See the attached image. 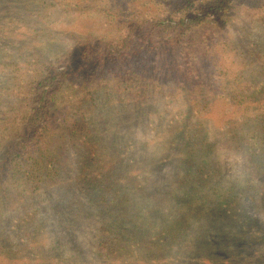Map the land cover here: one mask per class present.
Masks as SVG:
<instances>
[{"label": "trees", "instance_id": "1", "mask_svg": "<svg viewBox=\"0 0 264 264\" xmlns=\"http://www.w3.org/2000/svg\"><path fill=\"white\" fill-rule=\"evenodd\" d=\"M76 1L22 0L32 8L26 26L35 30L49 7L86 11L80 5L85 2ZM105 1L98 21L84 20L92 32L81 21L83 33L75 35L71 47L46 57L34 45L19 42L0 54V223L3 209L19 210L35 233L43 225L53 226L61 244L74 236L71 207L93 208L104 222L97 227L96 253L141 258L146 244L136 221L144 207L126 201L134 193L148 195L150 190L145 194L137 180H147L154 167L171 163L176 173L169 179L179 188L163 192L162 203L171 209L180 205L181 212L171 215V225L163 231V236L171 235L154 238L153 245L171 250V242L191 227L194 241L180 257L206 252L207 258H216L223 248L237 257L229 244L244 237L263 245L264 232L253 237L237 207L248 198L264 214V184L256 182L264 176V43L241 41L238 49L225 32L239 20L264 31V0ZM182 89L194 123L184 116L161 126L165 109L158 108L154 116L163 131L133 144L130 129L116 131L97 113L99 101L107 100L117 109L120 121L115 124L128 119V127H137L144 118L146 128L152 118L142 115L146 105L154 107V96ZM212 113L220 136L210 137L199 119L209 121ZM221 136L240 154L248 176L209 198L199 191L211 189L208 183L217 176L209 158ZM156 140L150 153L145 148ZM202 176L207 181L199 182ZM81 191L92 198L81 199ZM148 206L158 208L154 202ZM210 232L219 243H213ZM0 240V255H6L7 238ZM5 259L0 264H12Z\"/></svg>", "mask_w": 264, "mask_h": 264}, {"label": "rangeland", "instance_id": "2", "mask_svg": "<svg viewBox=\"0 0 264 264\" xmlns=\"http://www.w3.org/2000/svg\"><path fill=\"white\" fill-rule=\"evenodd\" d=\"M91 1L93 2L94 0H83L85 3L80 5L85 4L87 9L81 13L76 11L72 6L69 9L71 8L74 11L65 12L64 8H67L68 5L61 8H46L47 14L46 16L44 15L45 19L43 23L35 25V30H30L26 25L29 23L28 14L32 11V8H25L22 5V0H0V54L7 49L14 48L19 42H27L34 45L33 47L37 50L39 49V52L46 57H51L56 52H61L71 47L75 35L83 33V27H81L83 25L79 24L81 21L86 23L84 25L90 29V23L87 24L84 20L91 18L93 21H98L102 17L99 9L104 8L103 4L106 1L99 0L96 3H92L93 6L90 4ZM97 5H99V8L96 7ZM90 22L93 23L92 21ZM227 28L225 36L236 41L238 49L241 47V41L245 45L255 42L256 45L258 42L264 43V31L254 23L239 20ZM9 42H11L10 45ZM1 75L2 72L0 71V80ZM154 97L157 100L154 107L146 105L143 111L142 117L148 114V117L151 115L150 118H152L146 128L144 127V118H142L141 124L137 125V127L133 125L128 127V119V121H122L121 125L119 123L115 124L120 121L118 120L119 117L115 116L117 109H115L114 103L107 100L99 101L102 105H99L97 113L99 116L107 117L111 126H113L112 128L116 131L121 132L125 129H130L131 136H134L130 144L157 136L163 131V127H161L160 131L158 130L159 118L154 116L158 112V108L165 109V112H162L160 115L163 118L161 126L164 125L166 127L170 119H181L184 116V121L190 118L189 124L194 123L195 119H191V115L195 114L190 113L188 97L183 89L171 96L159 93ZM209 116H211L209 121H206L204 117H199V119L205 121L204 124L207 127L208 135L213 137V135H217L216 129L212 126L213 113ZM108 127L110 129V126ZM117 127L119 128L117 129ZM218 141L217 150L209 158L213 165H215L214 167L218 168L217 176L208 183L212 186L211 189L206 186L205 189L199 191L201 194L205 193L209 198L214 196L216 189H226L234 183H243L244 179L248 176L240 154L229 147L224 137H219ZM156 143H158L157 140L155 143H150L145 149L150 153L154 152L157 148ZM139 150L142 149L139 148ZM72 169H76L74 162H72ZM173 173H176V165L171 163L161 167H154L152 178L149 176L147 180H142L141 182L137 180V184L145 186L143 189L145 194L150 190V192L148 191V195L143 197L139 193L140 197H137L134 193V195H129L126 201L129 205H132V202L135 201L140 202L144 207L138 211L141 219H137L136 221L137 227H140V233L145 240L144 244H146V246L142 247L141 258L133 256L128 258H104L98 255L95 250L96 243L100 238L97 227L100 226L99 224L104 223L101 221V215L94 213L93 208L86 209L74 204L71 207V215L68 216L75 221L74 236H69L68 240L64 239L65 241L61 244L56 242L57 234L53 226L45 227L43 225L35 233L27 225L30 222L22 219L24 214L21 211L3 209L0 224H2L4 232L1 233L0 238H7L5 242L7 254H1L0 261L5 262V258H10L12 264H264V244L256 246L254 245L255 242H251V239L247 237H244L242 242L229 244L230 248H233L237 252V257H231L228 253H225L223 251L225 250L224 248L221 251H216V258H207L206 252L203 253V256L193 254L187 258L180 257L181 254L189 253L191 249L195 236L192 227L186 230V236H182L171 242L173 246L171 250L164 247L158 249L156 245H153L154 238L160 237L161 241L162 238L166 240L167 236L171 235L170 233H165V236H163V231L171 225V221H169L171 215H178V212H181V209H179L180 205H178L179 208L174 207L178 203L174 206L171 205L174 209L162 203L163 201L165 202L166 198L165 194L161 195L163 192L179 188L175 187L173 179H169ZM204 177L202 176L199 182L206 180ZM166 180H170V182L165 185ZM256 182L264 184V176L257 178ZM88 193L81 191V199L87 198V196L92 198ZM150 202L157 203L158 208L151 209L149 206L147 207V204ZM237 210L238 216L240 215L241 218L248 220L249 233L253 234V237L257 236V234L261 235L262 231L264 232V224H261V221L264 220V214L255 210L248 198L240 200ZM134 224L135 222L132 225L134 226ZM210 234L213 243H219L218 236L213 235L212 232ZM190 243L191 245H189Z\"/></svg>", "mask_w": 264, "mask_h": 264}]
</instances>
